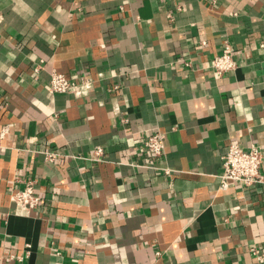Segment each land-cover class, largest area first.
I'll list each match as a JSON object with an SVG mask.
<instances>
[{
    "label": "crops",
    "instance_id": "0c3cea01",
    "mask_svg": "<svg viewBox=\"0 0 264 264\" xmlns=\"http://www.w3.org/2000/svg\"><path fill=\"white\" fill-rule=\"evenodd\" d=\"M0 14V264H264L249 253L264 248V0H0ZM227 43L237 68L218 76ZM54 71L93 89L52 94ZM157 132L159 159L143 150ZM231 143L262 148V182L220 190ZM28 180L42 202L20 211Z\"/></svg>",
    "mask_w": 264,
    "mask_h": 264
},
{
    "label": "built area",
    "instance_id": "2783aa9c",
    "mask_svg": "<svg viewBox=\"0 0 264 264\" xmlns=\"http://www.w3.org/2000/svg\"><path fill=\"white\" fill-rule=\"evenodd\" d=\"M2 19L3 16L0 14V21ZM234 53L232 45L227 43L226 51L223 54L215 55L211 58L209 64L215 75L223 76L237 68ZM39 71L40 69H35L36 79L39 77ZM93 86L94 82L92 79L81 77L76 81L62 73L54 71L51 73L46 89L52 94H68L75 98H82L90 94ZM115 109L118 111L119 107L116 106ZM143 150L154 158H162L165 154L163 133L157 132L149 136L144 142ZM55 156H57L55 153H47L49 160H54ZM92 159L97 162L105 161V149L101 146L96 147ZM262 163L263 152L260 146L251 145L248 150H245L238 144L231 143L223 157L220 190H227L232 184H239L249 188L262 182ZM166 173L169 174L170 171L166 169ZM11 200L20 211L34 210L42 202L41 197L36 193L35 181L33 180L26 181L23 189L14 190L11 194ZM249 253L258 263H264V248L251 246L249 247Z\"/></svg>",
    "mask_w": 264,
    "mask_h": 264
}]
</instances>
